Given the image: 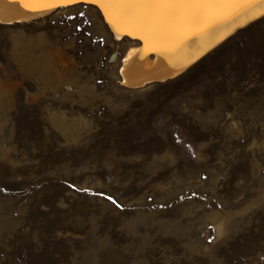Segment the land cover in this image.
<instances>
[{
    "label": "rangeland",
    "instance_id": "374dc122",
    "mask_svg": "<svg viewBox=\"0 0 264 264\" xmlns=\"http://www.w3.org/2000/svg\"><path fill=\"white\" fill-rule=\"evenodd\" d=\"M249 25L131 88L121 58L140 43L95 4L0 23V264L30 237L45 264H264V93L234 124L223 110L228 65H259Z\"/></svg>",
    "mask_w": 264,
    "mask_h": 264
},
{
    "label": "snow or ice",
    "instance_id": "6c2138e0",
    "mask_svg": "<svg viewBox=\"0 0 264 264\" xmlns=\"http://www.w3.org/2000/svg\"><path fill=\"white\" fill-rule=\"evenodd\" d=\"M20 2L24 4L25 0ZM33 3L37 6L78 3L98 5L118 33L122 34V29L130 35L139 33V38L146 42L153 39L167 43L177 34L210 30L217 26L216 22L220 19L231 20L245 15L253 17L255 23L264 24V0H33ZM109 9L115 10L114 14H109ZM224 75L228 79L229 95L232 98H224L223 110L228 113L226 122L234 124L238 118L237 110L248 99L250 91L259 89L264 93V44L260 48L259 65L254 53L245 54L238 64L228 65ZM176 142L180 143L179 136ZM192 155L196 157L197 153L193 150ZM106 198L117 207H122L111 195ZM21 244L24 255L20 257V264H45L38 257L31 262L26 259L30 250L39 252L36 238L22 240ZM0 254H3L2 248Z\"/></svg>",
    "mask_w": 264,
    "mask_h": 264
},
{
    "label": "bare ground",
    "instance_id": "6f19581e",
    "mask_svg": "<svg viewBox=\"0 0 264 264\" xmlns=\"http://www.w3.org/2000/svg\"><path fill=\"white\" fill-rule=\"evenodd\" d=\"M70 5L37 6L33 0H25L24 4L20 0H0V23L29 22ZM101 11L106 23L117 37L126 34L136 38L140 43L127 49L121 58L122 83L131 88H141L177 77L212 48L254 22L253 17L248 15L231 20L220 19L216 22L217 26L210 30L202 29L198 33L190 32L187 35L177 34L167 43L153 39L146 42L139 38V33L130 35L123 29L122 34L118 33L106 18L105 11L103 9ZM114 11L109 9V14H114Z\"/></svg>",
    "mask_w": 264,
    "mask_h": 264
}]
</instances>
